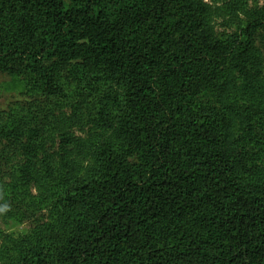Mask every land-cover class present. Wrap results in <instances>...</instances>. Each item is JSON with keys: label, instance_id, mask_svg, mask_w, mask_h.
<instances>
[{"label": "trees", "instance_id": "obj_1", "mask_svg": "<svg viewBox=\"0 0 264 264\" xmlns=\"http://www.w3.org/2000/svg\"><path fill=\"white\" fill-rule=\"evenodd\" d=\"M263 22L248 0H0L23 83L0 220L33 223L0 229V264H264Z\"/></svg>", "mask_w": 264, "mask_h": 264}, {"label": "rangeland", "instance_id": "obj_2", "mask_svg": "<svg viewBox=\"0 0 264 264\" xmlns=\"http://www.w3.org/2000/svg\"><path fill=\"white\" fill-rule=\"evenodd\" d=\"M249 4L258 8H261L264 5V0H248ZM261 15V14H260ZM263 26L258 27L254 32V39L256 46L261 50L264 60V22L262 24ZM234 28H227L224 29L223 27H220L216 25V31L219 36H221V33L223 31H226L228 33H232ZM237 32V30H236ZM227 37H221V39H224ZM52 59H49L47 57H41V63L40 65H49ZM264 64V63H263ZM264 66V65H263ZM3 64H0V117L2 116V112H6L9 108L15 107V103L19 100H22L21 92L23 90V83L21 78L16 74H11L7 72L6 70L2 69ZM249 123L252 125V127L249 129V126L247 128H244L245 132H242L243 143H241V146L244 151H247V155H253L254 151L260 148V146L257 144V138H255V122L254 119L250 120ZM248 129V132H246ZM252 139V140H251ZM256 140V141H255ZM3 142V141H2ZM4 143V142H3ZM253 160H257L256 157L252 156ZM264 159H260L258 163L263 162ZM2 171H5V169L0 170V175L2 174ZM5 173V172H4ZM6 179L5 177H3ZM33 223L31 221H24L22 223H15L10 220H0V229L4 232L8 233H25L28 231Z\"/></svg>", "mask_w": 264, "mask_h": 264}]
</instances>
